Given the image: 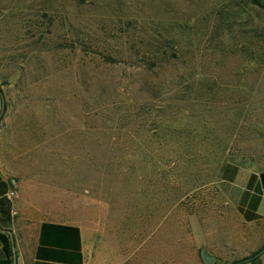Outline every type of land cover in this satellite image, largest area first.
Segmentation results:
<instances>
[{"label": "rangeland", "instance_id": "obj_1", "mask_svg": "<svg viewBox=\"0 0 264 264\" xmlns=\"http://www.w3.org/2000/svg\"><path fill=\"white\" fill-rule=\"evenodd\" d=\"M0 90L16 203L79 224L93 252L163 217L220 263L264 245V218L220 195L226 165L264 170L253 0H0Z\"/></svg>", "mask_w": 264, "mask_h": 264}, {"label": "crops", "instance_id": "obj_2", "mask_svg": "<svg viewBox=\"0 0 264 264\" xmlns=\"http://www.w3.org/2000/svg\"><path fill=\"white\" fill-rule=\"evenodd\" d=\"M6 172L4 156L0 154V264H13L11 245L14 264H202L201 248L214 258L212 264H230L255 252L233 254L220 263L209 254L202 236H196L185 220L163 217L156 224L135 219L133 227L124 230L125 240L117 250L107 249L98 240L95 253L88 234L79 224L38 219L36 210L20 208L15 201L16 179ZM262 172L242 174L236 165H226L221 172L220 195L228 206L240 212L246 223L264 218ZM147 225L157 228L150 230L145 228ZM171 225L173 228H169ZM7 244L10 256L4 249ZM241 264H264V253Z\"/></svg>", "mask_w": 264, "mask_h": 264}, {"label": "water", "instance_id": "obj_3", "mask_svg": "<svg viewBox=\"0 0 264 264\" xmlns=\"http://www.w3.org/2000/svg\"><path fill=\"white\" fill-rule=\"evenodd\" d=\"M263 252H264V247L262 249H259L253 255H251V256L243 259L242 262L250 261L251 259L258 257ZM11 254H12V263L14 264V253H13V246L12 245H11ZM199 258H200L202 264H212L213 261H214V258L211 257V256H208L207 253H206V251L203 248H201L199 250Z\"/></svg>", "mask_w": 264, "mask_h": 264}, {"label": "trees", "instance_id": "obj_4", "mask_svg": "<svg viewBox=\"0 0 264 264\" xmlns=\"http://www.w3.org/2000/svg\"><path fill=\"white\" fill-rule=\"evenodd\" d=\"M253 4L257 7H259L260 9L264 10V0H253ZM3 110V105H2V99H1V90H0V112ZM260 177L262 179V186L264 187V172L260 173ZM264 247L261 246L259 249H262ZM6 253L8 256H10V246L7 244L5 247H4ZM258 249V250H259ZM257 250V251H258ZM257 251L251 253L249 256L253 255L254 253H256ZM247 256V257H249ZM242 263V259L238 260V261H233L231 262L230 264H241ZM215 264V263H214Z\"/></svg>", "mask_w": 264, "mask_h": 264}]
</instances>
